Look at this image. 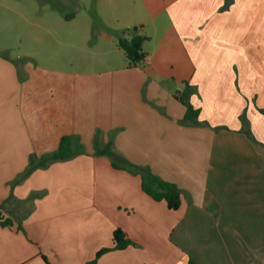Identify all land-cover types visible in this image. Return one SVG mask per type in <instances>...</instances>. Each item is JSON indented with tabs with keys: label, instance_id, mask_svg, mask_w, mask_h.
I'll list each match as a JSON object with an SVG mask.
<instances>
[{
	"label": "crops",
	"instance_id": "crops-1",
	"mask_svg": "<svg viewBox=\"0 0 264 264\" xmlns=\"http://www.w3.org/2000/svg\"><path fill=\"white\" fill-rule=\"evenodd\" d=\"M138 8L95 30L91 55L64 67L0 48V204L14 220L0 226V264H88L114 247L116 229L132 244L96 264H264V0ZM134 26L148 37L138 67L118 46ZM187 86L200 115L183 124L175 95ZM65 136L73 158L13 185ZM108 143L175 183L180 208L96 154Z\"/></svg>",
	"mask_w": 264,
	"mask_h": 264
},
{
	"label": "rangeland",
	"instance_id": "rangeland-1",
	"mask_svg": "<svg viewBox=\"0 0 264 264\" xmlns=\"http://www.w3.org/2000/svg\"><path fill=\"white\" fill-rule=\"evenodd\" d=\"M130 13L138 15V0H0V48L12 46L8 53L15 57L30 54L38 65L64 67L91 55L95 30Z\"/></svg>",
	"mask_w": 264,
	"mask_h": 264
},
{
	"label": "trees",
	"instance_id": "trees-1",
	"mask_svg": "<svg viewBox=\"0 0 264 264\" xmlns=\"http://www.w3.org/2000/svg\"><path fill=\"white\" fill-rule=\"evenodd\" d=\"M140 30L141 27L134 26L133 28L128 29V32L132 34L130 38L120 37L118 40V46L124 51L130 67L142 66L148 58V53L144 50V44L148 40V37L142 35ZM192 93L193 89L187 86L182 93H177L175 95V97L179 99L187 108L184 119L180 121L183 124L198 120L200 115V110L195 109L190 103ZM260 112L264 114V109H260ZM242 120L245 121V115H242ZM246 133L251 139L255 140L249 129L246 130ZM96 154L109 156L112 159L113 167L116 169H123L141 175L143 191L154 200L165 201L170 210H177L180 208L182 191L175 183L159 178L152 172L150 167L131 164L122 155L114 151L112 143H108L104 149L96 148ZM74 155L72 137L65 136L62 138L59 149L56 152L42 158L32 155L30 157L29 166L18 176L16 180L13 181V185L21 183L37 169L46 168L57 161L69 160L73 158ZM0 226H14V220L8 213L6 203L0 204ZM113 241L114 247L100 250L96 259L88 264H96L97 260L103 254L111 250L126 249L132 244V241L128 239L126 233L121 229L115 230Z\"/></svg>",
	"mask_w": 264,
	"mask_h": 264
}]
</instances>
